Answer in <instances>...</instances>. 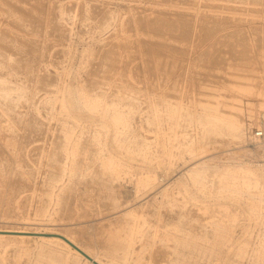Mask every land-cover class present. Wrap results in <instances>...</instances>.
<instances>
[{
  "label": "rangeland",
  "instance_id": "1",
  "mask_svg": "<svg viewBox=\"0 0 264 264\" xmlns=\"http://www.w3.org/2000/svg\"><path fill=\"white\" fill-rule=\"evenodd\" d=\"M19 1L0 0V80L10 90L0 96V228L63 231L105 264L128 243V264H168L166 233L205 244L215 220L234 236L226 250L246 252L232 250L230 262L264 264V139L255 135L264 128V0ZM70 88L123 113L127 126L68 114L60 101ZM206 102L247 135L220 131ZM167 103L182 104L179 119ZM110 153L122 172L103 167ZM245 161L257 183L225 176ZM198 165L199 183L181 177ZM148 175L157 189L137 185ZM180 250L193 264H224L203 248ZM0 264L84 263L27 240L0 241Z\"/></svg>",
  "mask_w": 264,
  "mask_h": 264
},
{
  "label": "bare ground",
  "instance_id": "2",
  "mask_svg": "<svg viewBox=\"0 0 264 264\" xmlns=\"http://www.w3.org/2000/svg\"><path fill=\"white\" fill-rule=\"evenodd\" d=\"M9 14L11 17L10 20L20 19L19 17H16L15 15H13L11 13V11H9ZM20 22H21V20L17 21L18 27H19V25H21ZM155 25H156L157 29H159L161 31H163V29L165 28L164 27V21H162V20H157L155 22ZM107 59H109V58L107 57ZM13 65H15V64H13ZM13 65H11V66H13ZM0 86L2 87V89L0 90V93H1L0 96L3 99H6L7 96L9 95L10 90H8L5 87L4 81L0 80ZM60 102H62V105H61L62 109L65 112H67L68 114L71 115V113H72L77 118L82 117V115H84V114L88 118H90V117L98 118L102 121L103 127L111 128L114 131H116L117 129L126 127L128 124V120L123 113H121L119 111L109 112L108 109L104 106L102 101L98 100L95 97H92L88 93L82 92V91L75 89V88H70L67 91L66 97L61 99ZM166 107H167V111H168V116L170 118L179 119V117L181 116V111L183 110V106L181 103H177L175 106L167 103ZM202 107L204 108V110L207 113H210V114H212L213 117H215V124L217 127H219L220 131H225L228 134L232 135L235 139H238V140L243 139L244 136L247 135V131L249 130V128H247V126L244 123L238 124L236 122H233L232 120L228 121V120H225L224 118H221L219 116V114H220L219 106H217L215 103L206 102V103L202 104ZM0 113L2 114L3 111L0 110ZM153 122L157 123L158 120L154 118ZM6 129L8 132H13L15 128L12 125H9V126H7ZM118 148H121V147L119 146ZM118 148H116V149L119 150ZM190 148L191 147L189 146L188 149L190 150ZM162 153L164 155L171 154L170 151L168 150V147H165V146H164V150L162 151ZM74 154H75V150H72L70 152V156H72ZM114 156L115 155L113 153H110V155H108L107 159L103 162V167L109 173V175L110 174H118L119 172H122V170L125 167L124 163L121 162L120 160H117ZM244 164L247 166H245ZM187 167H189V168L185 171L184 174H182L181 177H187L191 182H198L199 183L201 177L203 176L201 174V173H203L202 168L199 167V165L195 166V167H191V166H187ZM232 168H235V169L233 170ZM2 171H3L2 164L0 163V175L2 174ZM235 171H237L239 174H244L247 178H253V180L257 183L258 178H257V176L255 177L256 173L254 172V168H252L251 165L248 166L246 161L244 163H242L241 166L239 165L238 168L234 167V166L228 167V169H226V171H225V176L235 177V176H232L233 173H235ZM179 179H182V178H178V179H176V181ZM176 181H175V184H177V182H178L180 187L183 186V188H184L185 184L183 181L182 182H179L181 180H179L177 182ZM137 185L139 187L144 188V189H148V188H156L157 183H156L154 176L148 175V176H145L144 178H138ZM185 188L186 189L184 192L186 193L187 187L185 186ZM217 220H219V219H217ZM206 222H207L206 223L207 225L205 226V229L207 227H209L213 230V235L211 236L213 238V241H210L211 238L209 239V237H208L209 235L206 234V236L200 237V238H203V240H205V244H203V243L200 244L199 243L200 240L198 238H195L192 236H184V235L183 236H177L173 233H169V234L166 233L167 234L166 237L167 238L169 237L170 240L174 241L173 246L170 247V249L172 251L169 249L171 251L170 256H174V258L172 257V259H171V257H169V263L168 264H193L195 262L194 260H185V259L180 257V254L182 255V253H181V250L179 251V249H184L187 247H190L194 250L197 249L199 251H200V248L205 249V251L207 250V252L210 251L209 253L211 256H214L217 260L223 262L224 264H225V262H227V264H239L238 262H230V255H231V252L233 249L230 252V250L228 248H227L228 250H226V248H225L228 241L234 240V236L231 235L232 232L227 231L226 227L223 225L222 222H219V221L216 222L215 220L206 221ZM132 230H133V232L137 233V232H139L140 229H139V226L138 227L136 226ZM45 235H52V236H45ZM56 235H58V236H56ZM59 236H62L64 239L60 238ZM131 238H132V236H131ZM27 240H33L36 242H41L45 245H50V246H59L67 254V256L73 257L74 259L76 258V259L82 261L84 264H95V263L105 264L103 262V260L98 256V254H96L94 252L92 253V252L86 250L75 239H73L72 236L64 233L63 231H59L57 229L53 230V229H45V228H43V229L42 228H36V229H26V228L1 229L0 228V241H9V242L18 243V242H25ZM197 240H199V241H197ZM116 241H118V238ZM131 243L132 242H130V244ZM72 245L76 248L74 249L72 247ZM116 245H117V243H116ZM124 245H123V247H124ZM111 246H113V245H111ZM127 247H128L127 249L123 250L125 252L122 255L116 256L117 255L116 254L115 256H112L110 262H112V264H128L127 263L128 257L131 254H134L136 251L134 250V245L130 246L128 243ZM109 248H111V247H109ZM111 249L112 250L116 249L115 251H118V249L116 247L111 248ZM205 251L203 250V252H205ZM200 252H199V255H200ZM207 252H205V253H207ZM232 253H233L234 257L241 259L244 257L246 252H245L244 248L238 247V248H234ZM106 255H107V253H106ZM183 255H184V253H183ZM261 256H263V253H262V255H258V260ZM165 257H167V256H165Z\"/></svg>",
  "mask_w": 264,
  "mask_h": 264
},
{
  "label": "built area",
  "instance_id": "3",
  "mask_svg": "<svg viewBox=\"0 0 264 264\" xmlns=\"http://www.w3.org/2000/svg\"><path fill=\"white\" fill-rule=\"evenodd\" d=\"M255 135L258 140L264 139V128H259V130L255 132Z\"/></svg>",
  "mask_w": 264,
  "mask_h": 264
},
{
  "label": "water",
  "instance_id": "4",
  "mask_svg": "<svg viewBox=\"0 0 264 264\" xmlns=\"http://www.w3.org/2000/svg\"><path fill=\"white\" fill-rule=\"evenodd\" d=\"M37 236V235H36ZM45 236H52V235H45ZM56 236H58V235H56ZM60 238H62V239H64L62 236H59ZM72 247L75 249L76 247H74L73 245H72ZM95 264H97V263H95Z\"/></svg>",
  "mask_w": 264,
  "mask_h": 264
}]
</instances>
